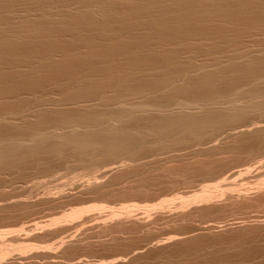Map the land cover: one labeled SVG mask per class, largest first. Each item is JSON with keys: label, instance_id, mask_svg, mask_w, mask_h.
<instances>
[{"label": "bare ground", "instance_id": "obj_1", "mask_svg": "<svg viewBox=\"0 0 264 264\" xmlns=\"http://www.w3.org/2000/svg\"><path fill=\"white\" fill-rule=\"evenodd\" d=\"M252 116H264V0H0L1 172L20 170L27 166L36 168L45 157L63 159L66 156L70 162L84 168V171H78L79 173L85 172L83 174L88 177L91 175L89 179L93 178V181L84 178L85 181L88 180L86 181L88 186L85 182L84 185L89 188L100 184L97 181V174L95 173V176L92 173L101 160L113 159L114 164L121 163H118L121 168L117 167L118 165H111L110 168L104 169V174H101L105 175L116 168L118 174H121L141 153L152 147L155 151L154 146L157 145L161 146L160 148L185 146L193 140H201L208 136L211 138L214 135L240 142L238 138L248 136L250 140L251 136L256 137L255 135L260 134L263 138L259 139L263 148L260 149L264 150V119L261 120L259 117V120H249ZM247 118L250 122H245ZM218 140L219 138L217 142ZM257 145L261 146L258 141ZM243 146L244 150L247 146L246 144ZM251 169L246 168L245 171L248 170V173ZM245 171L240 174L246 175ZM73 178L72 182L75 181ZM83 181L79 183L82 184ZM216 182L206 183L199 190L186 195L175 194L176 196L170 198H160L155 205L146 204V212L149 207L162 210L178 201L176 207L180 214L191 206L209 204L207 206L210 207V204L217 203L225 194V187L223 192L221 185ZM241 185L243 187L242 183ZM253 192L258 195L264 193V175L256 178L252 185L235 187L225 195L227 198L240 197L246 200L251 199L252 196L249 197L248 194ZM89 204L71 206L69 210L62 211L61 215L58 214V217L50 219V225L79 219L85 213L91 212L89 214L95 217V220L96 218L100 220L97 221L99 223L94 221L96 225L92 227L103 233L102 229H111V226L120 224L119 222L126 218V221L132 219L131 216L135 215L132 211L137 206L135 203H128L118 208L106 209L108 207L96 202ZM206 205L205 208H208ZM143 206L139 208L144 209ZM173 210L175 211V206ZM145 213V216L149 214ZM39 224L35 223L38 228H34L40 229ZM47 225L49 226V223ZM44 226L46 227L45 224ZM11 229L6 230V233L5 229L0 230L5 234L2 237L19 231L17 228ZM113 231L108 234L106 230L107 233L104 232L102 235L109 236L115 233V230ZM25 236L27 238L29 235ZM4 237L0 238V262L16 252L19 260L28 259V253H32L36 248L30 246L27 241L28 245H25L26 243L20 242L21 239L19 241L22 243L21 246L12 242L13 245L10 246L11 243L7 244L10 239L6 240ZM72 237L75 236L72 234ZM178 237L176 238L179 239ZM166 239L171 240L169 237ZM177 239L176 242L179 241ZM65 241L67 240H57L58 247L64 245ZM119 242L117 241L118 245L122 244ZM48 245L42 246L40 251L37 247L32 254L35 257L42 254L54 261L58 255L51 250V244ZM140 248L142 247L134 248L127 254L137 255ZM249 251L251 252L250 249ZM32 254H29L31 258L34 257ZM44 257L41 256V259ZM123 259L125 258L116 257L113 258V262L125 263ZM103 262L104 260H99L96 264H104ZM109 262L110 260L108 264Z\"/></svg>", "mask_w": 264, "mask_h": 264}, {"label": "rangeland", "instance_id": "obj_2", "mask_svg": "<svg viewBox=\"0 0 264 264\" xmlns=\"http://www.w3.org/2000/svg\"><path fill=\"white\" fill-rule=\"evenodd\" d=\"M259 117L261 120L264 119V118H262L264 116H258V117L252 116L251 118L249 117V120L250 119L251 120L252 119L253 120L254 119L259 120ZM247 120H248V118H247ZM247 120L245 122H250L249 120L248 121ZM215 136H217V135H214L211 138H209V136H208V137L202 138L201 140H198V139L193 140L192 142L185 145L186 148L184 145H182V146L181 145H173V146H171L172 148L171 147L163 148V146H162V148H160L161 146L157 145V146H154V147H156L155 151H153L154 150V149H152L153 147L149 148L150 150L151 149L152 150L150 151L149 149H147L145 152L141 153V155H139V157L135 160L136 162L134 161L135 163L133 161L131 162L132 165H130L129 168H127L128 166L127 167L125 166L127 169L122 171L121 174H118V171L116 168L115 170L107 172V174L103 175L104 174L103 171H105L104 169L110 168L111 165H114V166L118 165L117 167L121 168L119 166V164H121L120 162H118L119 164L118 163L114 164L113 159H111L112 161L110 159H108V160L103 159L97 164L98 167L96 166V168H94V170H93L94 172L92 173L93 175H95V173L97 174V177H98L97 181L100 183L99 186H96V187H93V186L90 187L89 186V188H88V187H86V185H84V182L86 183V181H88V180L93 181V178L89 179V177L91 175L89 177L85 176L84 175L85 172L79 173L78 171H81V170L84 171V168L82 169V166L79 165L80 166L79 167L76 163H74L72 161L70 162V160H68V158L66 156L63 157V159H62V157L56 158V159H50L48 157H45V159H43V161L40 162V165H38V167L36 166V168H34L33 166H27L23 169L20 168V170L19 169L15 170V171L12 170L13 172L12 171H9V172L8 171H3V172L0 171V178H1L0 179V220H2V221H0V230L5 229V233L7 232L6 230H8V229H9L8 231H10L11 227H12V229L15 228V230H16V228H17V230H19L17 232L15 231L16 233L13 232V233H10L9 235H6V237H4L5 234L2 233V231H0V233H2L0 238L3 239V237H4L6 240L10 239V240H8V243H7V241H5V243H7L9 245L11 242L14 244L19 243V245L20 244L22 245V243H20V242H23L24 244L26 243L25 245L29 244L30 246L32 245L33 247H36V248L38 247L37 248L38 251L41 250L40 248H42V246L46 247V244H49L48 246H50V244H51V246H52L51 250L53 252H55V255L56 254L58 255V256L56 255L57 257L53 259L54 261L50 260L49 258L48 259L45 258L44 255H42V254H40V255L38 254L39 256L36 255V257H35L32 254V253H34L33 250L35 251V249H36L35 248L32 250V253H30V252L28 253V255H27L28 259L25 258V260L24 259L19 260L18 256L15 255L17 253L16 252L13 255L11 254L10 257H6V259H4V261H2V262H4L5 264H9V263L10 264L11 263L12 264L13 263L14 264H19V263L20 264H23V263L24 264H37V263L38 264H49L50 262L53 264H54V262H55V264H58V263L59 264H76V262L80 263V261H81L82 264H84V263L85 264H94V263L96 264V262L98 263L99 260L100 261L104 260L103 263L108 264L109 260H110V262H113V258L124 257L125 259H123V260H125V263H124V261H122L123 263H121V264H128V263L129 264H264V229H263L264 228V193H261L259 195L255 194L254 192L249 193L248 194L249 197L250 196H252V197H250L251 199H246V200L241 199L240 197H238V198H235V197L234 198H227L226 197L227 195H225L227 192H229L231 189H234L235 187L236 188H243L244 186L248 187L249 185H252L253 182L256 180V178L260 177V175L261 176L264 175V166H263L264 165V150L260 149V147L262 148V145H261L262 143H261V140H259L262 137L259 134V135H255L256 137L251 136V138L249 140L248 139L249 137L246 136V137H243L241 139L238 138L240 140V142L235 139L236 140V142H235L234 140H229L228 138L226 139L221 135H218L219 137L217 136L216 138H215ZM217 138H219L220 141L218 140V142H217ZM244 139L246 141H244ZM248 140L251 141L252 143L250 142L248 144V142H249ZM262 140H263V138H262ZM200 141H201V144H200ZM209 141H210V143H209ZM257 141H258V144L260 143L261 146L258 147ZM217 143H219V144H217ZM228 143H230L231 146ZM192 144H193V146H192ZM244 144H246L247 147L244 148V150H243ZM223 145H225V146H223ZM232 145H234L236 147L233 146L234 147L233 148ZM249 145H251V146H249ZM226 146L227 147L229 146V147L226 148ZM223 147H225V149ZM198 148H200V149H198ZM237 148L239 150H237ZM175 149H177L179 152L180 151L181 152L179 153ZM198 150H199V152H197ZM158 151H159V155H158ZM249 151L251 153H249ZM237 152H238V154H237ZM261 152H263V154ZM179 154L181 156H179ZM168 157H170V158H168ZM182 157H183V159H182ZM236 158H237V160H236ZM238 158H239V160H238ZM196 159H197V161H196ZM251 160H253V161H251ZM257 160L260 162H258ZM68 161L70 162L71 165L69 164ZM139 161H141V162H139ZM163 161H164V163H163ZM169 161H171V162H169ZM190 161H192V162H190ZM185 162H187L188 164H186ZM57 163H58V165H57ZM59 163H62V164L60 165ZM131 163H129V164H131ZM141 163H143V164H141ZM182 163H184V164H182ZM185 164L187 166H185ZM190 164H191V166H190ZM62 165H64V166H62ZM100 165H101V167H99ZM102 165H104V166L102 167ZM197 165L199 167H197ZM57 166H58V168H57ZM133 167H135V168H133ZM161 167H164V169ZM188 167H189V169H188ZM210 167H211V169H210ZM39 168H41V169H39ZM119 168H118V170H119ZM156 168H158V169L155 170ZM191 168H193V169H191ZM242 168H245V169H242ZM246 168H250V169L252 168L254 171L251 169L250 172H248L249 173L248 174L247 171L249 169L247 171H245ZM35 169H37V170H35ZM151 169L152 170L154 169L155 171H152ZM184 169H185V171H184ZM256 169H257V171H255ZM179 170H180V172H179ZM241 170H243V171H241ZM19 171H21L22 173ZM28 171H30V172H28ZM48 171H49L50 175L48 174ZM240 171L242 173L245 171V174L246 173L247 174L241 175ZM18 172H19V174H18ZM26 172L29 174H27ZM33 172H35V173H33ZM74 172H76V174ZM11 173H12V175H11ZM101 173H103V174H101ZM15 174H16V176H15ZM79 175L82 177H80ZM101 175H102V177H101ZM214 175H215V177H214ZM238 175H241L242 177L238 176ZM67 176H68V180H67ZM78 176H79V178H77ZM73 177L74 178L76 177L77 180L74 179ZM6 178H9V179H6ZM14 178H16V179H14ZM72 178L75 181L72 182ZM80 178H81V180H80ZM84 178H86L88 180L85 181ZM224 178H225V180H224ZM231 179H232V181H231ZM10 180L13 183H11ZM105 180H106V182H103ZM226 180H227V182H225ZM79 181H80V183H81V181H83V183H82L83 185L80 184ZM216 181L221 185L220 188L222 189V191L224 190V187H225V190H224L225 194L223 193L224 194L223 197L222 198L220 197L222 201L219 199L217 201V203H215L213 205L210 204V207L212 206L211 208L207 206L209 204H207V205L206 204H203V205L200 204L199 206L202 205L201 206L202 209L199 206H191L192 209L189 207L183 214H180L178 208L176 207L177 204H179L178 203L179 201L174 200V202H176V201H178V202L170 205L169 208L167 207V208L162 209V210L155 208L156 209V211H155L154 208L151 209V207H149V210L154 211V212L151 213V211H149V210H147V212H146L145 206H147V205L152 206V204L153 205L157 204L158 203L157 201H159L160 198H162V199H164L165 197L170 198V197H173L175 194L181 195V196L184 194L186 195L192 191L199 190L201 187H203V185L205 186L206 183L211 184L213 182L215 184ZM102 183H104V184L102 185ZM241 183L243 184V187H242ZM80 185L82 186L81 189H80V187H81ZM87 186H88V184H87ZM226 186L228 187V189ZM231 186L233 188H231ZM46 188L50 189V191L49 190L47 191ZM90 188H92V189L90 190ZM80 190H82L86 193L84 194V192L82 193ZM44 191H46L47 194ZM90 191H93V193ZM4 194L9 195V196H5ZM253 195H254V198H253ZM1 196L4 198L1 199L2 198ZM255 196H256V198H255ZM59 197H61V198H59ZM82 197H84V198H82ZM259 197H260V199H259ZM24 198H26V199H24ZM56 198H57V200H56ZM87 198H88V201H87ZM223 200L225 201V203ZM48 201H50V202H48ZM51 201H53V202H51ZM45 202H48V203H45ZM93 202L94 203L96 202L97 204H101L105 207H108L106 209L118 208L119 206L127 205L128 203H130V204L135 203V204H137L138 207L136 206L135 210L132 211V213H135V215L131 216L132 219L129 218L126 221L127 218L126 219L123 218L124 220L123 219L122 220L124 222L123 221L119 222L121 225L117 223L116 225H114V227L111 226V229H102L103 233L108 232V234L111 231L115 230V233H113L114 235L111 233L112 237H115V239L110 237L111 234L109 236H108V234H106L107 236L106 235L103 236L102 235L103 233H101V231H99V229H96V227L95 228L92 227L93 225H96L97 221L100 222V220L97 218L95 220L94 219L95 217H93L89 214L91 212H88L90 217H88V214L85 213V215L79 219L76 218L75 220H71L69 222L65 221L66 223L65 222H59L58 224L50 225V219H52L54 216L58 217L59 215H61L63 213L62 211L65 212V211L69 210V208H72V207H77V206L80 207L82 205L87 206V204L90 205L89 203L93 204ZM235 202L237 204L236 206H235ZM221 203H223V205ZM240 204H242V205H240ZM256 204H258V205H256ZM142 205H144L143 206L144 209H140V208H142ZM205 205L208 208H205ZM20 206H22V207H20ZM174 206H175V211L173 210ZM195 207H198V208H195ZM224 207L230 208V209H225ZM17 209H19V210H17ZM136 209H138V210H136ZM168 209H170V210H168ZM193 209H194V211H193ZM220 209H221V211H220ZM17 212L19 215L17 214ZM175 212H176V214H175ZM200 212H202V213L200 214ZM144 213L145 214L149 213V214L147 216H145ZM156 214L159 216H157ZM141 215L142 216L144 215V217H139ZM135 216H137V217H135ZM172 216L174 218H171ZM147 217H148V219H147ZM191 217H193V218H191ZM86 219H87V221H86ZM136 219H137V221H134ZM179 219H181V220H179ZM10 220H12V221H10ZM37 220L40 222H38ZM139 220H141V221H139ZM146 220H147V222H146ZM185 220H187V221H185ZM188 220H190V221H188ZM94 221H96V222H94ZM70 222H71V224H70ZM99 222H97V223H99ZM13 223H16V224H13ZM35 223L41 224V228L38 229L41 232H39L36 228H34V227L38 226V225H34ZM48 223H49V226L47 225ZM78 223H79V225H78ZM147 223H148V225H147ZM150 223H152V225ZM44 224L46 225V227L44 226ZM204 224H206V225H204ZM256 225H258V226H256ZM60 226H61V229H60ZM140 226H141V228H140ZM18 227H20L21 229H19ZM145 228H147V229H145ZM29 229H31V230H29ZM93 229H94V231H93ZM95 229L98 231H96ZM119 229L120 230L122 229V230L120 231ZM106 230H107V232H106ZM108 230H110V231H108ZM27 231H29V232H27ZM30 231H32V232H30ZM124 232H126V233H124ZM24 233L28 234L29 236L26 238V236H25L26 234H24ZM97 233H98V235H97ZM3 234H4V236L2 237ZM17 234H18V236H17ZM72 234L75 237L71 238ZM13 235H16V236H13ZM47 236H49L50 238ZM62 236H64L65 239ZM178 236H181V237H178ZM23 237H24V239H23ZM30 237H32V238H30ZM69 237L71 239H69ZM98 237H99V239H97ZM144 237H145V239H144ZM163 237L164 238L169 237V238H171V240L170 239L168 240L166 238H165L166 239L165 240ZM176 237H178L179 239H177ZM244 237H246L247 239ZM110 238H111L112 242L110 241ZM117 238H118V240H117ZM125 238L127 240H125ZM16 239L18 242L16 241ZM20 239H21V241H20ZM26 239H28L30 242ZM60 239L67 240L68 242L65 241L64 243L66 245L63 243L64 245L61 244L62 246L60 245L61 247H58V245H57L58 242H56V241L57 240L59 241ZM161 239H163V240H161ZM176 239H177V241L178 240L179 241L176 242ZM188 239H190V240H188ZM97 240H98V242H97ZM160 240H161V242H160ZM26 241L28 242V244ZM114 241H115V243H114ZM117 241L122 242V244L119 242L120 244L118 245ZM124 241H125V243H124ZM55 242H56V244H55ZM93 242H95V243H93ZM182 242H185V243H182ZM12 243L10 246L13 245ZM52 243H53V245H52ZM79 243H81V244H79ZM110 243H112V245H110ZM246 243H247V245H246ZM33 244L34 245L36 244V245L34 246ZM42 244H44V245H42ZM95 244H96V246H94ZM100 244H101V246H100ZM9 245H7V246L9 247ZM39 245H42V246L40 247ZM258 245H260V246H258ZM54 246L58 247L59 249L58 248L56 249V247H54ZM97 246H99L100 248L98 249ZM105 246H110V247H105ZM137 246L142 247V248H140V253H136L137 255H135L133 253L127 254L129 251L134 250V248L135 249L138 248ZM13 247L15 248V246H13ZM14 248H12V249H14ZM103 248H104V250H102ZM239 248H241V249H239ZM53 249L57 250L58 253H57V251H54ZM71 249H72V251H71ZM105 249L106 250L108 249V251H106ZM249 249L251 250L252 253L249 251ZM59 251H60V253H59ZM249 253L252 255H250ZM29 254H32L34 257L31 258V255H29ZM141 255L142 256L144 255V256L142 257ZM41 256L44 258L41 259ZM59 256H61V258ZM63 257H65V258H63ZM82 257L84 260L82 259ZM251 257H252V260H250ZM111 259H112V261H111ZM2 262H0V263H2ZM35 262H37V263H35ZM110 262H109V264H116V263L120 264V262H116V263L115 262L110 263ZM184 262H186V263H184Z\"/></svg>", "mask_w": 264, "mask_h": 264}]
</instances>
